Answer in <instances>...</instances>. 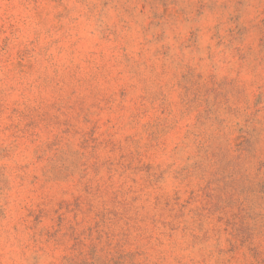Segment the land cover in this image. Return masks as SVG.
Listing matches in <instances>:
<instances>
[{
  "label": "rangeland",
  "instance_id": "1",
  "mask_svg": "<svg viewBox=\"0 0 264 264\" xmlns=\"http://www.w3.org/2000/svg\"><path fill=\"white\" fill-rule=\"evenodd\" d=\"M0 264H264V0H0Z\"/></svg>",
  "mask_w": 264,
  "mask_h": 264
}]
</instances>
